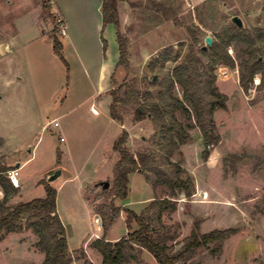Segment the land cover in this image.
<instances>
[{
  "label": "rangeland",
  "instance_id": "374dc122",
  "mask_svg": "<svg viewBox=\"0 0 264 264\" xmlns=\"http://www.w3.org/2000/svg\"><path fill=\"white\" fill-rule=\"evenodd\" d=\"M153 1L165 0H134L139 3L133 14L134 25L121 31L128 38L130 50L128 66L119 67L114 75V88L121 86L122 95L127 91L141 95L147 90L156 94L162 73L181 60L167 63L164 71L159 66L151 70L150 65L165 49L177 50L180 44L184 45L181 56L185 55L191 42L187 27L199 30L197 48L205 46L206 37L215 39L223 28L233 24L231 18L235 16L240 18L245 31L264 34V0H206L204 5L196 6H188L184 0H169L174 7L181 5V27L171 21L155 26L159 20ZM40 5V0H0V27L8 24V29L11 28L4 35L13 34L12 19L25 11L34 12ZM229 50L236 66L219 67L230 71L227 80L219 79V68L215 71L216 86L228 100L226 110L214 114L220 142L211 149L207 161L201 159L203 142L199 130L193 127V119L176 112L191 140L180 147L172 161H183V168L194 180L195 194L189 200L178 196L176 212L162 217L163 224L176 237L172 244L189 235L195 220L200 221L202 233L214 229L238 230L223 244L221 253L212 254L214 246L201 249L191 264H264V87L251 83L247 92L241 89L238 64L244 56L236 47ZM71 62L69 72L58 59L55 63L48 62L41 71L23 61L21 72L30 76L36 70L40 78L20 83L17 89L5 87L0 79V163L11 168L19 164L20 187L10 204L43 198L41 181H47L48 176L59 170L60 176L49 184L57 192V214L70 251L93 237L97 228L101 238L104 233L101 213L112 219L111 206L122 208L120 201L112 199L115 156L111 153L121 126L111 120L107 104L97 109L99 117L91 112L89 106L95 101L89 97L91 86ZM7 69V64L0 61V76ZM67 75L71 79H66ZM256 76L261 80L260 74ZM174 94L181 97L179 87ZM133 110V106H128L120 112L129 150L153 152L159 157L156 127L149 120L133 122ZM54 121L58 127L53 126ZM231 155L242 159L234 161ZM102 182H108L109 187L102 189ZM128 187L124 205L139 214L152 195V188L141 173L130 176ZM155 193L154 196H167L162 189ZM96 217L100 226L94 221ZM113 223L109 227L111 239L120 237L125 230V213L116 215ZM36 242L31 230L4 235L0 240V264H36L35 254L40 253ZM140 258V264H157L146 251Z\"/></svg>",
  "mask_w": 264,
  "mask_h": 264
},
{
  "label": "trees",
  "instance_id": "16d2710c",
  "mask_svg": "<svg viewBox=\"0 0 264 264\" xmlns=\"http://www.w3.org/2000/svg\"><path fill=\"white\" fill-rule=\"evenodd\" d=\"M124 0H103L101 5L102 32L107 25L116 28L119 59L116 67L128 66V38L120 31L119 14L117 4ZM42 16L52 23L50 38L54 54L62 64L69 67L62 56V43L59 29L64 22H57L56 15L51 13L49 0H40ZM204 2L201 5H204ZM155 17L158 22L171 21L174 26L183 25L179 18L180 3L176 7L169 0L164 2L153 1ZM135 7L132 5V8ZM191 38L190 44L183 57L181 56L183 44L178 49L173 47L165 49L150 65L151 70L157 66L161 70L167 63H180L170 71L162 73L159 82L160 88L156 94L146 91L143 94L131 91L123 92L121 86L113 88L108 94L111 98L109 115L112 120L123 126V111L128 106H133V122L149 120L156 127L158 139L156 141L159 157L153 152L132 153L128 146V133L122 130L119 137L112 145L113 153L118 155V161L113 167V201H125L129 193V177L134 173H141L145 181L155 193L162 189L165 197L154 196L148 205L139 214L121 207L111 206L112 216L121 212L125 213V225L127 234L116 242L106 240L109 227L113 219L102 212L104 233L99 239L94 240L90 247L96 250L102 257L101 264H130L141 263L140 255L148 252L157 264H191L201 249L211 250L212 254L221 253L223 244L238 233L235 228L214 229L202 233L200 221L195 220L188 236L181 242H175V235L163 224L162 217L165 214H173L177 210V197L189 200L195 194V184L191 176L183 168V161L173 162V155L181 146L187 145L191 136L188 129L180 121L176 112L190 115L193 119V127L200 132L203 150L201 159L207 161L210 151L220 142L214 114L220 110H226L228 97L221 93L216 86V69L219 67L235 68V59L229 54L231 47L239 49L244 56L238 64L240 68L239 86L247 92L252 79L257 74L261 75V85L264 87V34L262 32L251 33L242 27L237 28L231 24L223 28L212 44L199 47V30L187 27ZM103 50L106 43L102 38ZM67 78V77H66ZM152 86L155 83H151ZM176 87L181 90V97L174 94ZM230 159L240 161L242 158L231 155ZM9 166L0 163V188L3 198L0 201V240L4 235L19 233L23 230H31L37 237L36 249L44 255L42 264H72V258L68 252L66 231L57 214L56 190L47 182L41 181L45 195L29 202H20L11 205L10 201L18 193L6 178ZM156 194V193H155ZM135 224V228L132 225Z\"/></svg>",
  "mask_w": 264,
  "mask_h": 264
},
{
  "label": "crops",
  "instance_id": "0c3cea01",
  "mask_svg": "<svg viewBox=\"0 0 264 264\" xmlns=\"http://www.w3.org/2000/svg\"><path fill=\"white\" fill-rule=\"evenodd\" d=\"M49 1L51 4V13L59 15L64 22L65 36L60 37L62 43V56L68 63L69 72L72 70L71 60H73V64H75L77 69H80L82 76H84L85 80L90 84L92 91L89 97L95 100V104L91 103L89 108H92L96 112V114H94L95 117H99L100 114L97 109L102 108L105 104L110 107L111 98L108 93L114 88V75L119 68L116 67L119 59L116 28L113 25H107L104 29L103 37L101 36V5L103 0ZM184 1L187 2L188 6H196L203 4L206 0ZM132 5L135 7L132 8ZM138 7L139 3L135 4L134 0L118 2L117 10L119 14L120 31H123L124 28L129 25H134L133 14L138 10ZM1 18L5 19V17L2 16ZM11 21H13L14 32L8 37L4 35L6 29H8V24L0 27V61L5 62L8 66L7 71H5L3 76H0V79L3 80V85L5 87L17 89L20 83L24 84V82L30 80L35 81V78H40V75L36 74V70L30 76L29 74L24 75L20 68V64L23 61L41 71L48 62H50V64L55 63L56 59L59 60V58L54 54L52 49V41L50 38V33L53 28L52 23L49 19L42 16L41 5L38 10L34 12L25 11L17 15V17ZM10 29H8V31H10ZM102 38L106 43L105 51L103 50ZM129 55L130 50L128 45V56ZM67 78L71 79L69 75H67ZM0 100H2L1 95ZM120 126L123 130L122 125ZM112 145L111 153L115 156L114 163L112 164V167H114L115 163L118 161V155L113 153ZM153 197L154 192L152 190V195L147 199L143 209ZM124 202H126V200L121 201L122 208L129 209L125 207ZM113 225L114 223L112 226ZM124 227L125 230H123L122 235L120 237L116 236L114 239L110 238L109 229L106 240L116 242L125 236L127 234L125 223ZM98 233L99 228H97V233H94L93 237L87 239L81 247L75 248L72 251L68 249L69 255L72 258V264H101V255L90 247V244L94 240L99 239ZM80 249L82 254L80 251V254L75 255ZM35 255V257H37L35 263L42 264L44 255L42 253Z\"/></svg>",
  "mask_w": 264,
  "mask_h": 264
},
{
  "label": "built area",
  "instance_id": "2783aa9c",
  "mask_svg": "<svg viewBox=\"0 0 264 264\" xmlns=\"http://www.w3.org/2000/svg\"><path fill=\"white\" fill-rule=\"evenodd\" d=\"M56 19H57L58 23L62 22V19L60 18L59 15H56ZM59 34L62 37L65 36V27L64 26L60 27ZM228 52L230 55H232L230 50H228ZM217 76L219 77L220 80H227L230 77V71L226 68H219L218 72H217ZM252 85L254 87H258L261 85V80H260L259 76H254V78L252 79ZM91 112L93 114H96V112L92 108H91ZM53 126L58 127V123L56 121H54ZM62 140H63V138H61V141ZM6 178L14 188L18 189L20 187L19 167L18 168L14 167V168L8 170L6 173ZM2 198H3V192L0 188V201L2 200ZM94 221H95V223H97L98 226H100V221L97 217L95 218Z\"/></svg>",
  "mask_w": 264,
  "mask_h": 264
},
{
  "label": "water",
  "instance_id": "95a60500",
  "mask_svg": "<svg viewBox=\"0 0 264 264\" xmlns=\"http://www.w3.org/2000/svg\"><path fill=\"white\" fill-rule=\"evenodd\" d=\"M231 22L237 27V28H241L242 27V22L240 20L239 17L235 16L231 18ZM205 42V46L204 49L207 46H210L212 44V39L210 37H206L204 39ZM19 167V164L16 165V168ZM61 172L59 170L55 171L53 174H51L50 176H48L47 178V182L48 183H52L54 180H56L59 176H60ZM102 186V189H107L109 187V183L108 182H102L100 184Z\"/></svg>",
  "mask_w": 264,
  "mask_h": 264
}]
</instances>
